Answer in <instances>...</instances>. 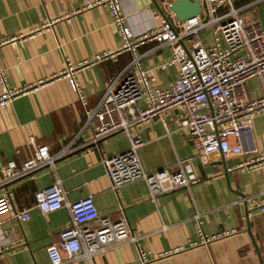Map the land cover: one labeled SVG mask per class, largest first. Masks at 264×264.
Listing matches in <instances>:
<instances>
[{
    "label": "crops",
    "instance_id": "obj_1",
    "mask_svg": "<svg viewBox=\"0 0 264 264\" xmlns=\"http://www.w3.org/2000/svg\"><path fill=\"white\" fill-rule=\"evenodd\" d=\"M84 2L0 0V40L5 41L0 47V66L7 71L9 88L26 89L25 94L0 109V165L14 161L20 166L29 158L31 144L46 146L50 156L65 151L51 166L0 187V196L10 192L12 207L28 210L29 215L25 222H17L9 214L0 215V264H48L45 249L52 243L51 237L69 225L70 216L65 208L40 214L34 208L33 195L55 180L64 202L90 196L100 215L115 220L122 214L137 236L136 245H114L95 255L90 264H137V246L150 253L148 264H264V212H252L246 219L241 202L243 198L264 197V168H236L248 153L264 151V113L256 115L250 128L240 133V155L223 159L210 154L203 165L191 143L174 131L170 120L176 112L166 116L168 133L158 120L131 126L129 133L141 141L136 153L144 172H171L176 170L177 161H183L196 183L188 191L158 195L154 202L148 199L141 181L112 192L101 160L124 152L127 137L119 132L91 142V129L82 128L81 107L63 71L66 64L74 67L72 79L89 109L130 56L123 53L94 61L95 56L116 52L121 43L108 10L102 6L82 9ZM121 6L133 31L159 25V19L153 18L159 14L151 4L146 10L140 0H121ZM230 8L239 9L245 25L257 23L264 29V0H230L216 14ZM75 10L78 12L69 23L58 20ZM167 15L168 20H174ZM203 39L204 46L211 45ZM137 53L142 68L149 70L167 60L171 50L150 42L140 46ZM153 74L155 85L165 87L176 78L177 67ZM245 86L249 98L261 96L257 78L248 79ZM194 213L201 216L199 229L203 234L230 230L234 234L206 246L190 247L196 240L197 226L191 219ZM64 264L88 263L78 259Z\"/></svg>",
    "mask_w": 264,
    "mask_h": 264
},
{
    "label": "built area",
    "instance_id": "obj_2",
    "mask_svg": "<svg viewBox=\"0 0 264 264\" xmlns=\"http://www.w3.org/2000/svg\"><path fill=\"white\" fill-rule=\"evenodd\" d=\"M228 1L198 0L200 13L187 20L176 21L177 26L154 15V19H159L158 26L133 31L122 11L121 0H85L82 9L102 6L108 10L121 43L116 52L95 56L94 61H104L123 53L130 56L128 62L106 82L101 98L89 109L81 90L72 79L74 67L66 64L63 71L81 107L82 128L91 129V142L119 132L127 137L128 148L124 152L101 160L112 192H117L124 184L141 181L148 199L154 202L158 195L176 190L188 191L196 183L187 162L177 161L176 170L171 172L159 170L147 173L140 166L136 152L141 141L139 136L129 133L131 126L147 125L152 120H158L168 133L166 116L169 112H176V116L170 120L174 131L181 133L191 143L202 165L210 154H217L223 159L241 154L240 133L250 128L256 115L264 113V29L257 23L245 25L236 8L216 14L218 8ZM140 2L147 10L149 0ZM170 2L163 0L162 6L167 9ZM77 12L64 14L58 20L69 23ZM204 31H210L213 35L208 47L200 38V33ZM150 42L155 43L156 47L169 46L171 53L167 60L145 70L140 65L141 55L137 49ZM4 43L0 40V47ZM173 65L177 67L176 78L165 87L155 85L153 73L162 72ZM250 78L259 81L261 96L257 99L247 95L245 83ZM0 88V109L26 93L25 88L8 87L7 71L2 66ZM31 146L29 158L20 166L14 161L0 165V187L5 188L9 183L31 176L44 166H51L55 158L65 154V151H61L56 156H50L46 146ZM236 168L240 171L264 168V151L248 153ZM33 198L34 208L42 215L65 208L70 216L69 225L53 235L52 243L45 249L48 264H64L78 259L90 264L95 255L114 245H136L137 236L129 229L122 214L115 220L100 215L90 196L72 203L64 202L57 180L35 192ZM12 199L10 192L2 193L0 215L9 214L17 222L28 221V210L16 211L12 207ZM241 202L245 205L246 219L252 212H264V197L259 200L243 198ZM191 219L197 226L196 240L189 244L192 248L206 246L234 234L231 230L203 234L199 229L202 223L200 214L194 213ZM136 250L137 264H148L150 253L138 246ZM2 252L0 248V256Z\"/></svg>",
    "mask_w": 264,
    "mask_h": 264
},
{
    "label": "water",
    "instance_id": "obj_3",
    "mask_svg": "<svg viewBox=\"0 0 264 264\" xmlns=\"http://www.w3.org/2000/svg\"><path fill=\"white\" fill-rule=\"evenodd\" d=\"M163 0H149V3L154 7L162 20L170 24L165 12L161 8ZM167 10L171 14L175 21L181 22L192 18L200 13V6L198 0H172ZM244 209H245V205Z\"/></svg>",
    "mask_w": 264,
    "mask_h": 264
},
{
    "label": "rangeland",
    "instance_id": "obj_4",
    "mask_svg": "<svg viewBox=\"0 0 264 264\" xmlns=\"http://www.w3.org/2000/svg\"><path fill=\"white\" fill-rule=\"evenodd\" d=\"M162 9H163V11L165 12V14H166V16H168L167 14H169V12H168V10L166 9V8H164V7H161ZM169 17V16H168ZM169 20H170V18H169ZM170 21H172L173 23H174V25L175 26H177V22H175V20H170ZM206 33L207 32H205V33H200V38L202 39V41L204 40L203 39V37H205V41H207V42H209V41H212V39H213V35H212V33L211 32H209L207 35H206ZM206 35V36H205ZM184 42H186V39H184Z\"/></svg>",
    "mask_w": 264,
    "mask_h": 264
}]
</instances>
